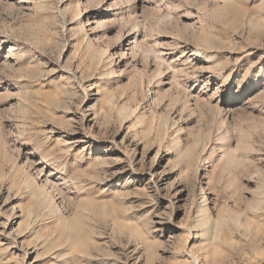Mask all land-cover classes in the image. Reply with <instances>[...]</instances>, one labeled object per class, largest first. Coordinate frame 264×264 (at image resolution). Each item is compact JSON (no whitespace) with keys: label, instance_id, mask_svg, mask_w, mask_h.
<instances>
[{"label":"rangeland","instance_id":"374dc122","mask_svg":"<svg viewBox=\"0 0 264 264\" xmlns=\"http://www.w3.org/2000/svg\"><path fill=\"white\" fill-rule=\"evenodd\" d=\"M264 264V0H0V264Z\"/></svg>","mask_w":264,"mask_h":264},{"label":"water","instance_id":"95a60500","mask_svg":"<svg viewBox=\"0 0 264 264\" xmlns=\"http://www.w3.org/2000/svg\"><path fill=\"white\" fill-rule=\"evenodd\" d=\"M241 264H246V263H241Z\"/></svg>","mask_w":264,"mask_h":264}]
</instances>
